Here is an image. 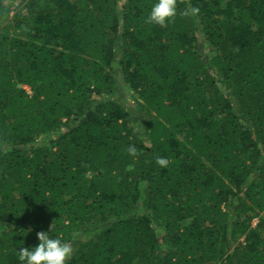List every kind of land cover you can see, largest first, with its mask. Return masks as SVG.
I'll return each mask as SVG.
<instances>
[{
    "label": "trees",
    "instance_id": "1",
    "mask_svg": "<svg viewBox=\"0 0 264 264\" xmlns=\"http://www.w3.org/2000/svg\"><path fill=\"white\" fill-rule=\"evenodd\" d=\"M155 2L0 0V264H264V0Z\"/></svg>",
    "mask_w": 264,
    "mask_h": 264
},
{
    "label": "clouds",
    "instance_id": "2",
    "mask_svg": "<svg viewBox=\"0 0 264 264\" xmlns=\"http://www.w3.org/2000/svg\"><path fill=\"white\" fill-rule=\"evenodd\" d=\"M197 10L193 9V13ZM176 14V0H156L152 5L148 22L165 26L166 23ZM134 153L135 149L130 148ZM157 163L166 166L168 161L165 158H158ZM50 232H38V245L19 250L18 259L21 264H66L71 259L72 248L69 243L59 237L49 235Z\"/></svg>",
    "mask_w": 264,
    "mask_h": 264
},
{
    "label": "rangeland",
    "instance_id": "3",
    "mask_svg": "<svg viewBox=\"0 0 264 264\" xmlns=\"http://www.w3.org/2000/svg\"><path fill=\"white\" fill-rule=\"evenodd\" d=\"M202 46H204V43H202ZM204 47H205L204 52L207 53V55H209L210 57H212L213 54L215 53V50L211 49V47L208 44H205ZM24 88L27 90V92H29V94L30 93L32 94L30 87L26 86ZM252 224L254 227H256L258 224V219L253 220ZM260 230H261V233L264 235V227H261Z\"/></svg>",
    "mask_w": 264,
    "mask_h": 264
}]
</instances>
